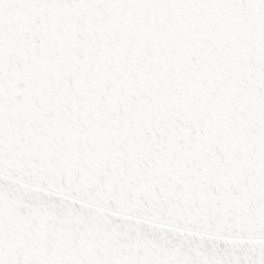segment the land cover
<instances>
[{"label": "snow or ice", "instance_id": "obj_1", "mask_svg": "<svg viewBox=\"0 0 264 264\" xmlns=\"http://www.w3.org/2000/svg\"><path fill=\"white\" fill-rule=\"evenodd\" d=\"M0 264H264V0H0Z\"/></svg>", "mask_w": 264, "mask_h": 264}]
</instances>
